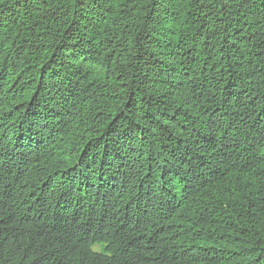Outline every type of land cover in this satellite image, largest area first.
<instances>
[{"label":"trees","instance_id":"trees-1","mask_svg":"<svg viewBox=\"0 0 264 264\" xmlns=\"http://www.w3.org/2000/svg\"><path fill=\"white\" fill-rule=\"evenodd\" d=\"M0 264H264V0H0Z\"/></svg>","mask_w":264,"mask_h":264}]
</instances>
